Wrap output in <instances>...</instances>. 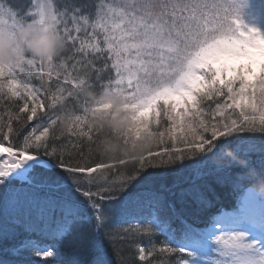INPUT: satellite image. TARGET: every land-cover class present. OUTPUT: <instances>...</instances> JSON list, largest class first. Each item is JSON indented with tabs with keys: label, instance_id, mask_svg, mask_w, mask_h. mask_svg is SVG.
<instances>
[{
	"label": "snow or ice",
	"instance_id": "obj_1",
	"mask_svg": "<svg viewBox=\"0 0 264 264\" xmlns=\"http://www.w3.org/2000/svg\"><path fill=\"white\" fill-rule=\"evenodd\" d=\"M5 18L67 48L0 67V264H264V0H0ZM84 89L124 99L131 154H97L111 105Z\"/></svg>",
	"mask_w": 264,
	"mask_h": 264
},
{
	"label": "clouds",
	"instance_id": "obj_2",
	"mask_svg": "<svg viewBox=\"0 0 264 264\" xmlns=\"http://www.w3.org/2000/svg\"><path fill=\"white\" fill-rule=\"evenodd\" d=\"M67 48L65 35L54 26L29 21L22 27L12 29L5 18L0 20V67L5 69L15 65L22 56L36 61H55ZM91 107L111 105L110 109L97 112L95 127V151L102 158H120L133 152L132 145L124 142V137L132 123V113L126 109L124 99L115 92H97L84 89ZM229 155H235L232 149ZM247 163L246 161H242ZM256 191L264 193V185H253Z\"/></svg>",
	"mask_w": 264,
	"mask_h": 264
},
{
	"label": "trees",
	"instance_id": "obj_3",
	"mask_svg": "<svg viewBox=\"0 0 264 264\" xmlns=\"http://www.w3.org/2000/svg\"><path fill=\"white\" fill-rule=\"evenodd\" d=\"M55 4L58 6L63 4L65 0H53ZM26 3H31V0H25ZM88 2H92V0H88ZM34 83H38V81H34ZM218 192L221 199V206L225 210H231L237 204V197L241 195L239 190L229 188H218Z\"/></svg>",
	"mask_w": 264,
	"mask_h": 264
},
{
	"label": "rangeland",
	"instance_id": "obj_4",
	"mask_svg": "<svg viewBox=\"0 0 264 264\" xmlns=\"http://www.w3.org/2000/svg\"><path fill=\"white\" fill-rule=\"evenodd\" d=\"M54 2V1H53Z\"/></svg>",
	"mask_w": 264,
	"mask_h": 264
}]
</instances>
